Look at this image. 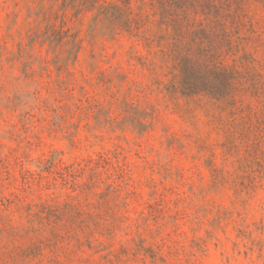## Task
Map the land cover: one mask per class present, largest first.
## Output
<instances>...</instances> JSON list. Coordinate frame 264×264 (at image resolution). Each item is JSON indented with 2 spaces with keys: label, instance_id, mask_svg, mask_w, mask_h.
<instances>
[{
  "label": "rangeland",
  "instance_id": "obj_1",
  "mask_svg": "<svg viewBox=\"0 0 264 264\" xmlns=\"http://www.w3.org/2000/svg\"><path fill=\"white\" fill-rule=\"evenodd\" d=\"M99 1L0 0V264H264V0H228V105L169 89L154 1L139 37Z\"/></svg>",
  "mask_w": 264,
  "mask_h": 264
},
{
  "label": "trees",
  "instance_id": "obj_2",
  "mask_svg": "<svg viewBox=\"0 0 264 264\" xmlns=\"http://www.w3.org/2000/svg\"><path fill=\"white\" fill-rule=\"evenodd\" d=\"M158 8V33L142 38L149 48H160V54L172 63L177 85L171 91H178L182 97H205L211 101L227 104L233 98L239 84L240 74L232 67L228 69L222 58L224 49L228 54L227 26L228 0H152ZM99 0H90L92 6ZM132 0L105 1L99 9V16L108 21L117 35L127 33L139 37L146 33L143 28L149 18L134 15ZM140 10L142 8H139ZM198 9L214 19L212 34H208L203 22L197 24Z\"/></svg>",
  "mask_w": 264,
  "mask_h": 264
}]
</instances>
